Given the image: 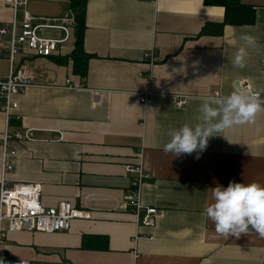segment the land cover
<instances>
[{
	"label": "crops",
	"instance_id": "1",
	"mask_svg": "<svg viewBox=\"0 0 264 264\" xmlns=\"http://www.w3.org/2000/svg\"><path fill=\"white\" fill-rule=\"evenodd\" d=\"M255 9L252 24H225L220 33H200L206 23L222 22L221 5L204 0H86L84 49L92 54L84 77L73 73L70 53L76 40L70 0H28L35 22L59 20L67 28L62 49L49 56L23 47L13 67L25 66L34 85L15 95L20 115L0 135L31 131L13 139L9 182H39L44 206L61 200L87 211L66 231H14L7 235L8 256L32 263L59 264H262L264 238L219 236L206 215L211 189L230 181L264 185V112L255 123L234 126L210 137L203 152L166 154L168 133L195 125L202 98L245 92L264 96V0H241ZM21 9H19L20 11ZM72 17V18H71ZM13 9L0 0V26ZM41 35L66 32L44 27ZM242 34L257 38L247 48L245 67L232 64L244 46ZM9 34L0 35V76L10 69ZM154 50V59L144 58ZM69 79V88L66 80ZM151 90L152 103L138 92ZM185 103L177 104V97ZM215 97V96H214ZM218 98V97H216ZM0 145V179L2 174ZM199 154V159L197 155ZM128 163L148 173L141 201L158 209L144 225L123 194L132 174Z\"/></svg>",
	"mask_w": 264,
	"mask_h": 264
},
{
	"label": "built area",
	"instance_id": "2",
	"mask_svg": "<svg viewBox=\"0 0 264 264\" xmlns=\"http://www.w3.org/2000/svg\"><path fill=\"white\" fill-rule=\"evenodd\" d=\"M13 9V18L8 26H0V35L9 34L8 59L10 69L6 76H0V111L5 115L6 124L11 119H19L20 115L15 112L18 108V101L15 95L23 93L30 86L34 85V74L25 66L13 67V60L20 50L25 46L36 55L49 56L53 52L62 49V43L67 39V28L59 20H48L45 23H37L36 16L27 9L28 0H5ZM19 9H21L19 11ZM72 18V17H71ZM44 27H57L66 32L63 38H48L41 35ZM1 54V53H0ZM144 58L153 61L154 50L146 51ZM69 88L70 80H66ZM245 92L259 93L261 100H264L262 93L251 90L248 84H244ZM153 92L145 90L138 92L139 100L143 104L152 103ZM213 96L222 98L219 92L214 90ZM185 96L177 97L179 106L185 103ZM31 131L10 133L4 130L0 135L2 147V174L0 179V262L2 264H59V263H32L25 260L13 259L8 256L7 235L14 231H42L57 232L66 231L71 228L72 220L88 216L87 211L80 209L66 200L59 201L54 206H44L40 200L42 185L39 182H9L6 177L7 171L12 167L8 163L10 155L15 154V149L10 147L13 139L30 138ZM126 171L132 174L129 188L123 194V200L130 206L136 218L144 225H152L154 216L158 209L152 206H145L141 201V185L149 175L143 170L139 163H128ZM264 246V244H263ZM264 264V257L262 259Z\"/></svg>",
	"mask_w": 264,
	"mask_h": 264
},
{
	"label": "clouds",
	"instance_id": "3",
	"mask_svg": "<svg viewBox=\"0 0 264 264\" xmlns=\"http://www.w3.org/2000/svg\"><path fill=\"white\" fill-rule=\"evenodd\" d=\"M239 38L244 46L236 51L232 64L242 69L248 55L247 48H255L257 38L249 34H242ZM198 111L201 117L195 125L184 124L170 130V139L163 147L166 154L180 156L203 152L209 138L217 133L255 123L257 114L264 112V100L259 93L250 92H232L222 98L207 96L202 98ZM196 158L199 159V154ZM211 193L214 203L206 207L204 215L214 223L219 236L239 238L252 231L264 238V185L230 181L226 188L217 186L211 189Z\"/></svg>",
	"mask_w": 264,
	"mask_h": 264
},
{
	"label": "trees",
	"instance_id": "4",
	"mask_svg": "<svg viewBox=\"0 0 264 264\" xmlns=\"http://www.w3.org/2000/svg\"><path fill=\"white\" fill-rule=\"evenodd\" d=\"M205 4L221 5L225 14L222 22L206 23L200 33H220L225 24H252L255 21V9L241 0H204ZM70 7L75 15L76 40L70 53L73 73L84 77L87 73L88 61L92 54L84 49L86 0H70Z\"/></svg>",
	"mask_w": 264,
	"mask_h": 264
}]
</instances>
